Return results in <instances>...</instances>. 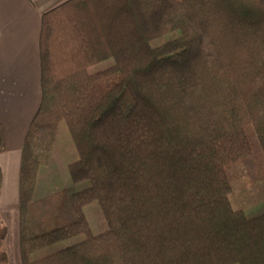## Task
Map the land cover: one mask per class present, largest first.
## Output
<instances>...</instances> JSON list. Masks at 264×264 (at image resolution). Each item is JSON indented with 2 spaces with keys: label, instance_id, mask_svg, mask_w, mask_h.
<instances>
[{
  "label": "trees",
  "instance_id": "obj_1",
  "mask_svg": "<svg viewBox=\"0 0 264 264\" xmlns=\"http://www.w3.org/2000/svg\"><path fill=\"white\" fill-rule=\"evenodd\" d=\"M38 46L21 264H264V214L232 207L226 174L252 158L249 130L264 164V0H68L41 16ZM60 123L78 156L69 179L87 184L34 199ZM94 202L98 234L84 213ZM5 236L0 221V264Z\"/></svg>",
  "mask_w": 264,
  "mask_h": 264
},
{
  "label": "crops",
  "instance_id": "obj_2",
  "mask_svg": "<svg viewBox=\"0 0 264 264\" xmlns=\"http://www.w3.org/2000/svg\"><path fill=\"white\" fill-rule=\"evenodd\" d=\"M66 1L68 0H0V125L4 131V151L0 153L2 172L0 197L6 178H18L21 146L40 102L38 41L41 16ZM59 129L65 137L66 131L68 132L64 130L63 125L57 126L47 165L52 162L57 151L58 158L61 155L57 140ZM46 166L39 169L34 196L36 190L38 191L41 171ZM41 197L43 196L39 195L34 199ZM15 216L16 224L13 228L17 233L15 258L18 259L16 264H21L18 249V211ZM8 264H11L9 256Z\"/></svg>",
  "mask_w": 264,
  "mask_h": 264
},
{
  "label": "rangeland",
  "instance_id": "obj_3",
  "mask_svg": "<svg viewBox=\"0 0 264 264\" xmlns=\"http://www.w3.org/2000/svg\"><path fill=\"white\" fill-rule=\"evenodd\" d=\"M176 36L177 33L164 35L152 41L151 45L158 46ZM112 64L113 62L111 60H107L95 67H92L89 69V72L95 73L104 70ZM58 125H63L64 130H67L64 123H60ZM248 133L249 142L253 151L252 158H250L248 160L249 162L246 163L238 161L228 165L226 167V174L231 186L229 199L232 207H243L244 213L247 217H255L264 214V164L262 163L263 156L259 145L252 136L250 130ZM57 140L61 148V158H58L57 155L59 154L57 151V153H55V157L52 159V162H50L49 165L46 164L47 166L45 165V169L41 171L38 191L36 190L34 198L39 195L45 197L60 190H64L68 193L76 192L87 184L86 182L73 184L69 179L67 164L77 160L78 157L69 133L66 131L65 137L59 129ZM2 190L3 191H1L2 193L0 197V221L6 227L7 236L4 238L3 245L6 250L7 257L9 256L11 259V264H16L18 261V259L15 258L17 253V233L13 228H15L14 224H16L14 222L16 221L15 215L17 214L18 206V178L7 177L6 181H4ZM84 213L94 234H98L105 230L106 223L96 202L86 206L84 208ZM61 246L62 244L47 247L36 253L35 257L52 253Z\"/></svg>",
  "mask_w": 264,
  "mask_h": 264
}]
</instances>
